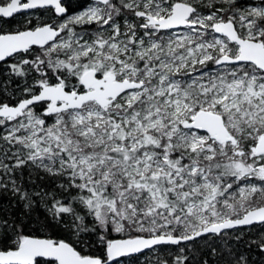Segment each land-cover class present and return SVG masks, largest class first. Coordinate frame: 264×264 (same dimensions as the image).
I'll list each match as a JSON object with an SVG mask.
<instances>
[{
  "label": "snow or ice",
  "instance_id": "1",
  "mask_svg": "<svg viewBox=\"0 0 264 264\" xmlns=\"http://www.w3.org/2000/svg\"><path fill=\"white\" fill-rule=\"evenodd\" d=\"M69 7L0 0V264H264V0Z\"/></svg>",
  "mask_w": 264,
  "mask_h": 264
},
{
  "label": "rangeland",
  "instance_id": "2",
  "mask_svg": "<svg viewBox=\"0 0 264 264\" xmlns=\"http://www.w3.org/2000/svg\"><path fill=\"white\" fill-rule=\"evenodd\" d=\"M68 3L72 6V11H79L80 10V5H83L85 3V0L79 1V0H68ZM50 16V13H42V12H33L29 11L26 14H20L16 16L15 20L11 22V25L13 28L18 27L19 25L17 24V21H23L25 18H32L34 21L35 19L39 18L42 20H48ZM149 255V253L146 251L145 256ZM145 256H140L139 257V262L138 264H144L145 261ZM133 264H137V262H133Z\"/></svg>",
  "mask_w": 264,
  "mask_h": 264
},
{
  "label": "trees",
  "instance_id": "3",
  "mask_svg": "<svg viewBox=\"0 0 264 264\" xmlns=\"http://www.w3.org/2000/svg\"><path fill=\"white\" fill-rule=\"evenodd\" d=\"M79 1H82V0H79ZM69 11H70V12L72 11V8H71V7H69ZM4 206L7 207V202H4ZM18 210H19V209H17V211H18ZM43 215H44V213H43V211L41 210V211H40V216L43 217ZM26 231H27V229H26ZM54 234H56V235H60L61 233H59V232H54Z\"/></svg>",
  "mask_w": 264,
  "mask_h": 264
},
{
  "label": "flooded vegetation",
  "instance_id": "4",
  "mask_svg": "<svg viewBox=\"0 0 264 264\" xmlns=\"http://www.w3.org/2000/svg\"><path fill=\"white\" fill-rule=\"evenodd\" d=\"M65 2L67 5H69L72 8V6L68 3V0H65Z\"/></svg>",
  "mask_w": 264,
  "mask_h": 264
},
{
  "label": "water",
  "instance_id": "5",
  "mask_svg": "<svg viewBox=\"0 0 264 264\" xmlns=\"http://www.w3.org/2000/svg\"><path fill=\"white\" fill-rule=\"evenodd\" d=\"M29 11H32V10H29Z\"/></svg>",
  "mask_w": 264,
  "mask_h": 264
}]
</instances>
